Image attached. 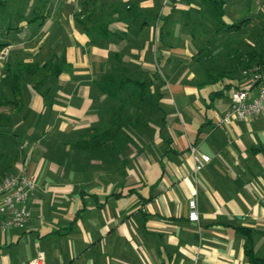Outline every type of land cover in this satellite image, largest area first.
<instances>
[{
    "label": "crops",
    "instance_id": "1",
    "mask_svg": "<svg viewBox=\"0 0 264 264\" xmlns=\"http://www.w3.org/2000/svg\"><path fill=\"white\" fill-rule=\"evenodd\" d=\"M201 1L38 0L17 16L33 27L28 41L42 35L36 54L65 62L51 91L30 87L14 115L27 154L17 167L38 188L26 226L0 234V264L39 252L47 264H250L239 227L264 256V113L217 125L249 81H210L201 69L203 35L190 30L211 20ZM8 10L7 0L0 20ZM110 70L149 77V98L133 85L117 99L104 93ZM203 154L211 160L195 173Z\"/></svg>",
    "mask_w": 264,
    "mask_h": 264
},
{
    "label": "rangeland",
    "instance_id": "2",
    "mask_svg": "<svg viewBox=\"0 0 264 264\" xmlns=\"http://www.w3.org/2000/svg\"><path fill=\"white\" fill-rule=\"evenodd\" d=\"M199 1L202 2L201 0ZM235 1L226 0L227 7L225 11L236 22L248 16V24L242 30L227 32L225 26L219 24L213 16H210L211 20L209 23L206 21L208 20L207 18L204 22H200L199 26L197 25L190 29L195 36H199L201 33L203 35L199 51L197 50L198 53L196 54V59L201 61V69H206L207 75L209 73H213V75L224 74L221 79L224 81L240 79L242 71L245 69L244 67L251 68L257 62L259 63L260 55L264 58V0H237V3ZM36 3H38V0H8L9 10L4 14L3 19L0 20V43H8L2 50H9L7 57L0 59V84L2 85L0 87V95L9 96L11 94L6 84L7 65L15 67L19 61L23 60L40 64L49 59L47 58L48 56L44 55L42 48L39 54L34 52L40 45L39 41L40 38L42 39V35L28 41L27 37L29 32L33 31V27L29 31L26 26L19 25L20 20L21 22L23 20L20 19L21 17H17L29 15L31 7ZM208 12L210 14V10ZM18 19L20 20L18 21ZM17 26H21L24 32H18ZM12 27L14 28L11 29ZM152 28H154L153 32L155 33L156 28L154 26ZM160 29L163 30V27ZM8 30H11V32H8ZM159 33L158 31L157 34ZM251 55L256 56L255 61L251 59ZM62 59H65V57L61 56L60 60ZM26 78L27 83L24 85L26 97L29 94L32 95L30 87L32 88L34 83L40 84V87L36 86L39 88L40 93L44 90L49 93L52 89L49 84L57 81L51 78L46 70L38 72L33 78L35 79L34 82L31 77L26 76ZM146 79L149 80V77H146ZM159 80L164 82L162 77ZM168 92L173 91L169 90ZM8 123L6 126L15 132V117L13 116L10 124ZM7 142L8 145L5 147L0 145V153L2 154L0 157L1 177L19 172L20 170L17 166L21 164L22 157L27 155L24 153L26 150L25 143H22L20 138H17V140L9 138Z\"/></svg>",
    "mask_w": 264,
    "mask_h": 264
},
{
    "label": "trees",
    "instance_id": "3",
    "mask_svg": "<svg viewBox=\"0 0 264 264\" xmlns=\"http://www.w3.org/2000/svg\"><path fill=\"white\" fill-rule=\"evenodd\" d=\"M208 1L210 4L211 15L218 21L219 24L225 26V30H227V32L240 31L248 24L249 18H244L239 22H235V23H226L223 19V16L225 15L224 7L226 4V0H208ZM6 6H7V0H0V7L5 8ZM7 45L8 43H0V50H2ZM250 57L255 61L256 56L251 55ZM260 57L261 58L259 60V63L257 62V64L251 66V68L258 64L264 65V58L262 55H260ZM64 62L65 61H63V59L60 60L58 56H53L52 58H49L44 64L23 60V61H19L15 67H11V65H7L6 84L11 94L9 96H5L3 94L0 95V145L1 146L2 145L4 147L7 146L8 145L7 140L9 138H15V140H17L18 138L16 133L13 131V129L6 126V124L8 122H9L8 124H10L13 116L21 111V108L24 104V100L26 98L24 93V85L27 83L26 76L31 77L34 82L35 81V79H33L34 76L38 74V72H42L46 70L51 78L58 79L60 73L63 71ZM244 68H249V67H244ZM223 76L224 74L222 73H218V75H213V73H209L208 80L218 81L222 79ZM99 80L102 83L101 88L103 92L108 94L112 98L117 99L123 91L128 89L129 85H133L136 88H141L142 99L143 98L148 99L150 95L151 82H152L151 79L149 80L135 79L131 74L110 70L104 75L100 76ZM1 86L2 85L0 84V87ZM33 86L40 87V84L36 82L33 84ZM232 88H233L232 84H227L223 89L211 93L210 100L212 101L218 97L225 95L227 91ZM1 155L2 154L0 153V157ZM1 178L3 177L0 176V179ZM239 229L248 238V243L246 245L245 251L249 257L250 264H264V256H259L254 250L252 230L246 227H239Z\"/></svg>",
    "mask_w": 264,
    "mask_h": 264
},
{
    "label": "built area",
    "instance_id": "4",
    "mask_svg": "<svg viewBox=\"0 0 264 264\" xmlns=\"http://www.w3.org/2000/svg\"><path fill=\"white\" fill-rule=\"evenodd\" d=\"M9 50L0 52V59L7 57ZM242 74L248 78V87H238L231 91V103L218 119L217 125L220 127L230 126L234 120L246 121L252 117L264 113V65H256L252 68H245ZM256 88L255 96L251 95V89ZM197 151L192 147V152ZM196 163L194 171L200 172L211 160L208 155H195ZM38 188V183L34 175H29L25 171L4 176L0 179V214L5 217L0 220V234H3L11 227L23 228L31 218V210L28 201L34 191ZM190 219H199L198 206L195 199L190 200ZM26 264H47L43 252H39Z\"/></svg>",
    "mask_w": 264,
    "mask_h": 264
}]
</instances>
